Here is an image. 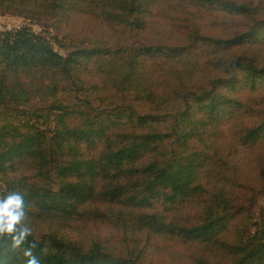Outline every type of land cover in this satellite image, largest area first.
<instances>
[{
	"label": "trees",
	"instance_id": "trees-1",
	"mask_svg": "<svg viewBox=\"0 0 264 264\" xmlns=\"http://www.w3.org/2000/svg\"><path fill=\"white\" fill-rule=\"evenodd\" d=\"M0 264H264V0H0ZM65 31V30H64ZM91 72L102 85L97 88ZM253 228V230H251Z\"/></svg>",
	"mask_w": 264,
	"mask_h": 264
},
{
	"label": "clouds",
	"instance_id": "clouds-1",
	"mask_svg": "<svg viewBox=\"0 0 264 264\" xmlns=\"http://www.w3.org/2000/svg\"><path fill=\"white\" fill-rule=\"evenodd\" d=\"M33 229L30 226L25 193L12 189L5 195H0V241L7 240L12 251L21 249ZM39 240H34L27 248L22 249V254L27 258V264H41L40 259L34 254Z\"/></svg>",
	"mask_w": 264,
	"mask_h": 264
},
{
	"label": "rangeland",
	"instance_id": "rangeland-1",
	"mask_svg": "<svg viewBox=\"0 0 264 264\" xmlns=\"http://www.w3.org/2000/svg\"><path fill=\"white\" fill-rule=\"evenodd\" d=\"M22 27H26L33 33L47 37L51 40L53 44V50L62 56L67 55L76 42L74 38L80 34L81 25L79 22L71 21L69 24H55L48 22L46 27L36 21L26 20L22 17H18L11 14H0V32L5 30H15ZM65 30V31H64ZM261 43L264 44V36L261 37ZM89 78L91 82L97 88H100L102 82L95 77L93 72H91ZM3 185L0 184V193L2 191ZM264 206V194H260L256 197L253 205V215L255 220H258V214L260 209ZM253 230V228H251Z\"/></svg>",
	"mask_w": 264,
	"mask_h": 264
}]
</instances>
